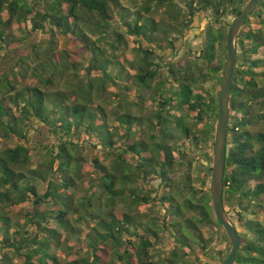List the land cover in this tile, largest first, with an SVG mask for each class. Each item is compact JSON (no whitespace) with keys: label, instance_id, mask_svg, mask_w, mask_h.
Returning <instances> with one entry per match:
<instances>
[{"label":"trees","instance_id":"16d2710c","mask_svg":"<svg viewBox=\"0 0 264 264\" xmlns=\"http://www.w3.org/2000/svg\"><path fill=\"white\" fill-rule=\"evenodd\" d=\"M153 2L154 0L144 2L145 5L142 8L146 14L153 11ZM156 2L157 7H164L165 11L167 10L165 13L173 17L174 20L182 18L181 29H179L181 34L191 25L198 12L211 10V14L215 15L213 17L214 24L207 26L204 45L195 60L201 62V66L199 65L201 71L208 69L219 79V84H221L226 58L228 25L224 27L215 23L220 22V19L226 16L229 10L234 16H237L248 0H185L184 7L174 0H156ZM119 6L118 0H0V51L3 44H7L6 47L9 45V36L5 35V30L10 29L14 23L26 24L30 22L32 31L44 30L46 25L49 32L74 35L86 48L89 43L92 47H97L94 43L97 42L101 45L102 55L106 57V60L100 63L96 58V53L90 51L88 65L85 69L84 77L88 78L90 82L91 79L98 81V87L95 83H88L89 89L83 93L81 84L82 89L76 86L77 93L75 95L63 92L62 98L56 101L50 98L53 92L47 94V91L35 86L21 87L26 90L17 89L20 78H25L30 69L33 76L42 77L45 84L54 82L52 66L55 62L60 63L62 59L65 61V57L62 55L63 53L54 54L53 42H50L51 46L47 48L39 44H30L33 51L37 50V53L34 52L35 63L30 69L27 65L23 68L24 63L21 62L19 73L18 71L14 73V69L8 72L0 70V137L15 136L20 141L26 142L28 130H24L23 123L34 116L50 128L52 137H55L57 142L56 146L51 149H55L51 158L43 160L34 169L29 167L31 153L30 148L26 145L17 144L15 147L0 150V209L4 211L3 214L0 213V252L8 249L13 256L19 257L21 254V264H115V260L124 264H158L166 262L167 258L169 264H186L189 262L188 258L193 255L191 252L193 245L203 249L207 246V243L202 244L204 238L201 228L203 226L220 227L215 220L209 190L198 193L191 185H188L189 179L182 178L181 187L188 189L189 193L183 201H178L177 196L171 192L162 196L165 202L163 206L166 208L168 205V215L177 217L172 226L175 228L176 234H181L177 241L182 245V250L176 249L171 256L155 260L150 250L156 244V234L147 237L145 234L138 235L134 231L136 227L131 216L132 209L142 202L153 200V198L149 194L139 196L138 188L133 183H136L144 173L143 179L156 176L165 184L164 186L171 189L175 186V193L180 192V185L173 184L175 182L172 176L175 162L173 152H176L179 158L182 156L183 160H187V155L184 152V149H187V141L198 145L199 143L206 144L209 138H214L211 133L215 131V128L207 122V119L217 116L218 104L217 98L209 99V96L205 97L201 93H194L193 87L196 79H194V73L190 66L178 67V65L167 61L166 56L156 53V48L159 52L166 48H164V44L151 42V35L153 36L156 31L153 18L151 28H148L149 23L142 17L143 14L137 18L135 16L134 26L127 23L130 22L127 19L124 24L121 22L117 25L116 14ZM123 9L127 10L125 7ZM252 18H256L255 25H250L251 30L244 34V39L239 40L242 62L246 64L244 69L235 70L234 82L231 87L229 108L235 115L232 124H229V130L232 132L233 146L228 150L225 161L227 175L224 176L223 187H227L226 198H229L231 203L238 205L236 214L244 227L242 238L247 244L238 253H241L242 250H252L264 256V225L258 219L259 213H262L264 207V113L263 109L254 113L253 106L255 104H252V101H258L259 105L264 106V89L258 86L259 73L255 71L256 68H264V0H259L257 9L244 24L249 23ZM83 24H87L86 30H83ZM78 25H81L80 28ZM122 28L128 35L144 36L148 40L147 45H139L135 50L136 60L131 63L134 73L131 75L125 71L118 53H116L121 46L125 45V34L118 31ZM169 42L171 47L173 41ZM261 48L263 57L252 59L251 56L259 53ZM220 49L224 51L222 59L218 53ZM159 60L163 64L167 61V78L172 79V84L178 85V89L175 90L177 92L173 91L169 84L167 97L163 98L161 95L160 99L154 98L155 100L151 102H154L156 107L149 119L150 124L152 123L150 145L142 140L129 143L133 136L130 127L132 121L128 112H125V107H122L127 98L124 97L116 104L117 110L114 112L117 125L113 127L105 124L103 107L96 103L99 100L103 102V96L106 93L109 94V85L117 88L118 93L114 92V96L123 93L124 87L120 85L123 78L129 86L132 77L136 87L132 86L137 92L143 89L149 80L153 81L157 74H160ZM112 63L118 64L121 68L119 70L118 67L117 74ZM68 64L70 66L65 69H75L73 63ZM22 70H24V76L20 73ZM262 74L264 75V73ZM237 81L243 82L242 88L237 85ZM85 85L87 86V84ZM66 97H69V100ZM174 98L176 99L174 100ZM170 104L174 105L175 109L181 110V118L176 124L184 138L180 144L182 145L180 150H171L170 147L161 146L158 137V134L160 137L161 134L166 137L165 130L167 128L164 125L167 123V119L164 117V113H168L165 108ZM17 110L18 114L16 115L14 113ZM239 113L241 117L236 115ZM188 115H193L195 122L202 126L200 132L191 130L185 121ZM98 118L102 123L97 122ZM118 119L121 123L118 122ZM260 119L262 132L254 133L252 131L255 137H251L252 132L247 126L256 124ZM136 122L137 132L141 134L145 123H141V119H136ZM157 127L160 129L158 130ZM81 131L88 137L94 136L102 145V152H105L108 157L113 156L111 165L107 167L94 159L93 171L98 173L99 186L110 209L105 213L100 210L101 207L97 202L99 211L95 215L89 213L90 208L82 214L83 208L92 206L91 196L76 198L73 193L77 181L84 173V158L76 156L77 150L82 149L83 146L80 141L73 139L75 135L79 137ZM119 133H121V141L117 142L115 134ZM115 143L118 144V147ZM144 153H148L149 156H144ZM114 154L118 155V160L121 161L120 166H117ZM126 155H129V159ZM204 155L206 161L211 163L213 156L210 157L208 152ZM126 164L129 165L130 174L133 173L132 177L130 175L126 180V182L131 181L130 185L128 184L129 188L126 187L127 183L124 181H121L122 185L119 186L116 179V173L119 177L128 178ZM25 169L29 173L27 179L23 173ZM39 180L46 182V190L43 193L37 191L36 183ZM125 188L128 189L125 195L135 205L129 209L127 206L129 201H125L122 207L127 212L118 218L112 209L118 200H121ZM24 202L30 203L31 209L26 212L22 227L14 224V230L9 233V217L5 210ZM184 211L190 212V215L187 216ZM70 215L73 219H69ZM247 215L250 217L247 218ZM89 218L94 220L93 225L88 227L89 230L85 236L86 252L89 255L87 254L85 258L81 257L61 263L52 249H63L64 247L68 252H72L74 246L67 245V241L61 239L60 231H72L73 223L87 222ZM165 220L167 222L169 219ZM135 236L138 239L133 243L129 237ZM252 236L254 240L250 239ZM126 237L129 238L127 242L131 244L129 247L125 245ZM103 245L107 246L114 256L110 262L100 259L101 255L99 254L105 252V249L102 248ZM185 248L191 251H186ZM0 254L2 255V253ZM12 255L4 253L0 258V264H18L11 261ZM237 262L239 264L249 262L256 264L260 260L238 255Z\"/></svg>","mask_w":264,"mask_h":264},{"label":"rangeland","instance_id":"374dc122","mask_svg":"<svg viewBox=\"0 0 264 264\" xmlns=\"http://www.w3.org/2000/svg\"><path fill=\"white\" fill-rule=\"evenodd\" d=\"M119 1V10L116 16L117 25H119L121 22L124 24L126 19L131 23L132 26H134L135 23V16H141L148 21V28H151V24L153 20L155 21V34L151 35V42L154 41V43H160L164 44V48L166 50L158 51L156 48V53L160 56H167V61H171L174 64L177 63L178 67H184V66H190L192 72L194 73V79H196L194 84V93H201L205 97L209 96L210 98H217L218 97V91L220 88L219 79L215 77L212 72L208 71V69H203L202 71L199 69V65L201 66V62H197L196 57L199 55V51L202 47L203 43V35H205V28L207 29V26L210 24H214V18L215 15L211 14V10L206 11H200L196 14V16L193 19V22L191 25L187 28V30L184 31L183 34L180 33L181 27V21L182 18L179 17L178 20H174L173 17L165 13L164 7H157V2L154 0L152 3V7H154L150 14H146L143 10V6L145 5V1L147 0H118ZM177 4H179L181 7H184L185 0H174ZM126 8L127 10L123 9ZM137 9V11H136ZM136 11V13H134ZM143 11V12H141ZM146 15V17H145ZM153 18V20H152ZM234 16H223L220 20V22L215 23L216 25H223L224 27L229 23L232 22ZM255 19L252 18L249 23L243 24L241 29L238 32V35L236 37V52H237V63L236 68L237 69H244L245 64L242 62V55H241V47H240V39H244V34L249 32L251 30L250 25H255ZM82 24V23H80ZM84 29H87V24H83ZM81 26V25H80ZM78 25V27L80 28ZM90 26V24H89ZM224 29V28H223ZM125 34V45L121 46L119 50H117V55L119 56L125 71H127L130 75L134 73V68L131 66L132 61L136 60L135 54H136V48L140 45H147V38L144 36L142 37H136L132 35H128L124 28L118 30ZM80 32V30H79ZM5 35L9 36V45L6 47L7 44H3V48L0 51V70L3 71H9L11 69H14V73L18 71L19 73V66H21L22 63H24V67L29 66L30 69L33 64L35 63V55L34 52L37 53V50L33 51V48L30 44H39L43 45V47H50L51 43L53 42L54 45V54L63 53L62 55L65 57V61L55 62V64L52 66L54 70L53 75V83L52 84H45L44 79L39 76H33L31 73V69L28 70L26 77L20 78L19 84H17V89H23L26 90V88H21L25 86H35L37 88H40L42 90L47 91V94H50V92H53L52 96L50 98L56 100L61 99V94L63 92L65 93H71L72 95H75L77 91H75L76 86L77 88L82 89L83 85V93H85L89 89L88 83H95V85L98 87L99 82L98 81H92L90 82L88 78L85 76V69L88 65L89 57H90V51L96 53V58L98 61L104 62L106 60V57L102 55L100 49L101 45L97 42L95 43V46L92 47L90 43L86 46H84L78 38H76L72 34H60L58 32H49L48 26H44V30H37L32 31L31 30V24L30 22H27L26 24H17L14 23L10 29L5 30ZM148 37L150 36L147 35ZM94 38L95 36H91ZM102 40V39H100ZM173 41L172 46L170 47V42ZM170 47V48H169ZM168 48V49H167ZM89 49V50H88ZM109 51V49H107ZM220 53L219 56H224L223 49L218 52ZM226 54V53H225ZM21 57V58H20ZM262 48L259 50V53L256 55H252V59L262 58ZM21 59V60H20ZM195 61V63H193ZM22 62V63H21ZM68 63H73L75 66V69H65L66 67H69L70 65ZM159 63L162 65V63L159 60ZM115 73L117 74V70L119 65L112 63ZM65 69V70H63ZM185 69V68H184ZM182 69V70H184ZM119 70L121 68L119 67ZM256 73H259L257 78V84L259 87L264 89V68H256ZM38 72V71H37ZM47 72V71H46ZM21 75L24 76V70L20 71ZM39 73V72H38ZM159 75L155 77V79L149 80L148 83L143 86V89H140V91L137 92L135 88H133L132 85L136 87V83L134 79L131 77L130 85L128 86L127 81H124L125 79H121V87H124L123 93H120L119 96H114L113 93L118 91L117 88H114L112 86H108V92L109 94H105L103 96V102L99 100L96 104H99V106L103 107V113L105 116V124L109 127H113L117 125L116 115L115 112L117 110V103L121 101L124 97L127 98L126 102L123 103L122 107H125L126 111L128 112V116L131 118V130H132V139L129 140V143H132L134 141L142 140L150 145L149 138L151 136V125L149 122L150 117L152 116L154 108L156 107V104L151 103L155 99H160L161 97L166 98L167 93L169 91V84H171L172 90L175 91L178 89V85L172 84V79L167 78L168 72L165 71V69L160 68ZM205 74V75H204ZM220 76V73H219ZM108 79V78H107ZM171 80V82H170ZM234 82V79H233ZM82 84V85H81ZM87 84V86L85 85ZM79 85V86H78ZM237 85L242 88L243 82L237 81ZM98 92V90H97ZM146 92H149L146 94ZM177 92V91H175ZM80 93V91H79ZM162 95V96H161ZM161 96V97H160ZM105 97V99H104ZM72 98V96H71ZM155 98V99H154ZM177 98V97H176ZM174 98V100L176 99ZM66 99L69 100V97H66ZM172 102V101H171ZM255 104L253 106V112L255 111L260 112V110L263 109L264 113V106L258 104V101L253 102L252 104ZM173 104V103H172ZM170 104L168 107H166L167 114L164 113V117L167 119V123L164 125L166 126V137H163L161 134V137L158 134V137L160 138V145L170 147L171 150H180L182 148V145H180L183 142V135L180 132V129L178 128V125L176 127V124L181 118V110L175 109V106ZM18 114V110L14 113ZM234 112H231V109L229 108V121L230 123L234 120ZM239 117H241V114H236ZM136 119H141V123H145L143 132L141 134L137 132V122ZM119 120V119H118ZM216 120L217 116H212L211 118L207 119V122H209L214 128L216 126ZM185 121L188 123L189 127L192 131L196 132L199 130V132L202 129V126L197 124L195 122V119L193 118V115H188L185 119ZM98 123H102L101 119H97ZM120 122V120L118 121ZM121 123V122H120ZM154 123V122H153ZM232 124V123H231ZM24 130H28L27 134V141H20L15 136H11L9 138L0 137V150H3L5 148H11L15 147L17 144H24L27 147L30 148L31 153V161L30 166L31 168H36L43 160H48L52 156V152L55 149L51 150L54 146H56V140L55 137H52V133L50 132V128L46 127L42 122L37 120L34 116L30 118V120H26L23 123ZM159 130L160 127H157ZM260 129L258 125H253L251 128V131L254 133H257V131ZM122 133V130L120 131ZM215 132V131H214ZM214 132L213 134L214 137ZM115 134L116 140L121 141L120 135ZM232 132H230L231 134ZM86 133H83L81 131L79 137L77 135L74 136V141H80L83 148L80 150H77L76 156L84 158V164H83V171L82 177L80 180L77 181V184L75 185V188L73 190L74 196L76 198H82V197H89L91 196V200L93 202L92 206H88L87 208H83L81 213L83 214L85 211H88L90 208L89 213L92 215H95L99 208H97V202L99 203L100 210L102 212H108L110 211L109 207L106 203V198L104 196V193L102 192L101 187L99 186V176L98 173H95L93 171L95 164L94 159H97L99 164L104 166L111 165V161L113 160V156L108 157L105 152H102V145L98 143L96 138L94 136H86ZM94 137V138H93ZM171 137V139H170ZM214 141V138H209V141L206 144L199 143L198 145H194L190 142H186L187 149H184L185 154L187 155V160H183L182 156L179 158V155L176 152H173V157L175 159L174 162V174L172 175L175 183L179 184L180 187L182 184H180V181L182 178L189 179V184L195 189L198 193L203 191L209 190V180H210V174H211V166L212 162L208 163L206 161V157L204 153L209 154L210 157H212L213 152V145L212 142ZM143 143V142H142ZM116 147H117V143ZM231 144H229L228 147H230ZM123 145L121 144V147ZM117 166H120L121 161L118 160V155L114 154ZM144 156H149L148 153H144ZM127 159H129V155H126ZM136 161V160H135ZM210 162V161H209ZM128 163V162H127ZM129 164V163H128ZM126 164L127 170L126 173L128 178L119 177L118 173H116V179L119 186H121L122 182L127 183L126 187L129 188L128 184L131 181L126 182V180L129 179L130 174L129 172V165ZM118 169H120L118 167ZM117 169V171H118ZM24 175H26V179L28 178L27 175L29 174L27 172V169L23 171ZM132 177V175L130 176ZM149 179V178H148ZM27 181V180H25ZM28 183V181H27ZM163 183V182H162ZM160 184V179L150 180L149 184L150 187L156 188L158 190H162V194L165 193V195L169 192L174 193V195L177 196L178 201H183L188 195V189H185L181 187L180 192L175 193V186L173 189L170 187H164ZM204 183V184H203ZM164 184V183H163ZM37 185V191L39 193H43L46 190V182L38 181L36 183ZM130 185V184H129ZM165 185V184H164ZM171 189V191H170ZM128 189L123 190V194L121 196L120 203H116L114 208L112 209V212L118 217L121 218L123 214L127 212L126 209H124L122 204H124L125 201H129L127 204L128 208L131 209V206H134L132 201L127 198ZM92 193V195H90ZM89 195V196H88ZM86 200V198H85ZM87 201V200H86ZM95 203V204H94ZM127 208V209H128ZM133 208V207H132ZM165 206L163 205H152L151 207H137L135 206L132 209L131 215H142V219H147L146 217L152 215H168L169 212L164 213ZM239 208V207H238ZM31 204L24 202L17 204L15 206L9 207L6 211V215L9 217V233H11L14 230V224H17L20 228L22 227V223L24 221V217L26 212L30 211ZM128 209V210H129ZM4 211L0 209V213L3 214ZM93 212V213H92ZM234 210L231 211L230 215L233 214ZM186 211H184V214ZM187 216L190 215V212L186 213ZM229 215V216H230ZM247 218L250 217L249 215L246 216ZM255 217V216H254ZM138 218V217H137ZM69 219H73L71 215L69 216ZM140 219V218H138ZM246 219V218H243ZM260 221H262L264 225V207L262 210V213H259ZM136 221V219H133ZM175 219H169L168 221H171V223L174 222ZM132 221V220H131ZM143 223V221L141 220ZM94 223V220L92 218H89L87 222L83 221L82 223H73L74 227L72 231L69 230H61V239H65L67 241V245L74 246L73 251L68 252L64 247L63 249H52V252H54L61 263H64V261L69 260H75L80 259L81 257L85 258L87 256V249H86V240L85 236L88 233L89 226H92ZM20 224V225H19ZM241 224V223H240ZM239 230H243L244 227L241 225L237 226ZM210 227L209 226H203L201 228V232L204 236H210ZM221 232V235H223L222 230L219 227H216ZM173 231L175 233L174 228L170 229L169 232ZM167 233V232H166ZM1 238V235H0ZM127 238V237H126ZM131 239V237H129ZM125 242L126 246H130L127 241ZM133 242V240L131 239ZM172 241L171 237L170 240L168 237H162L161 242L165 245V253L168 252V249L170 248V242ZM224 240H221L219 243H216L215 245V251L220 249V251L223 253L224 250ZM102 248L105 249V252H101L99 255H101V258L105 262H110L111 259L114 258V256L111 254V250L103 245ZM197 246L193 245V249L195 250ZM0 253V258L3 256L4 253H8V255H12L10 250L5 249L2 250ZM163 253V254H165ZM21 256V254H19ZM89 255V254H88ZM13 256L11 257V261L13 263H22V258ZM155 260L165 259V256H160V253H155ZM112 257V258H111ZM188 263L186 264H195L192 261V258H188ZM115 264H124L120 261L114 262ZM158 264H167V263H158Z\"/></svg>","mask_w":264,"mask_h":264},{"label":"flooded vegetation","instance_id":"af4514ba","mask_svg":"<svg viewBox=\"0 0 264 264\" xmlns=\"http://www.w3.org/2000/svg\"><path fill=\"white\" fill-rule=\"evenodd\" d=\"M247 4V3H246ZM245 4V5H246ZM245 5L243 6V8L245 7ZM234 16L232 13H231V10H229L226 14V16ZM236 16H234L235 18ZM233 18V20H234ZM221 20V19H220ZM232 20V21H233ZM231 24V23H230ZM229 23L227 24L228 27H227V31H228V28H229ZM241 29V28H240ZM227 31H226V35H227ZM206 32V28H205V31ZM204 38H205V35H203V43H202V46L204 45ZM167 57V56H166ZM170 63H173L170 61ZM174 64V63H173ZM176 65H178L177 63H175ZM162 68L165 69V71L168 72V67H167V61H165V64L162 63ZM155 121V120H154ZM261 119L259 120V122L256 123V125H258L260 127V129L257 131V133H261L262 132V125H261ZM156 123V121H155ZM229 124H230V121H229ZM253 125L255 124H250L249 126H247L250 130L251 128L253 127ZM230 125L228 126V134H227V146L230 145V147L227 148V153H228V150L233 146V136L230 134ZM252 132V131H251ZM251 137H255L253 132L251 133ZM118 147V146H117ZM227 175V171L225 169V174L224 176ZM142 177L141 178H138L136 183H133L134 186H136L138 188V194L139 196H146V195H150L153 200L149 201V202H142L140 205H138L137 207H151L152 205H165V202L163 201L162 199V196L165 194H162V190H158L156 188H151L150 187V184H149V181L150 180H156V179H159L157 178L156 176H150L146 179H143L145 177V174L142 173L141 175ZM162 183V181L160 180V184ZM162 185L164 186V184L162 183ZM166 187V186H164ZM226 189L227 187H224V207H225V213L227 214V216L230 218V221L232 223H234L236 225V227L238 225H241L240 224V221L238 220V216L236 214V210H237V204L235 203H231V200L228 198H226ZM118 203H120V201L118 200ZM234 210L233 214L234 215H230L231 211ZM164 213H167L168 212V205L166 206V208H164ZM230 215V216H229ZM132 216V219H136V221H134V225L136 227V229L134 230L138 235H142V234H145L147 237H151L154 233L156 234L155 237H157V241H156V244L154 245V247L150 250L151 254H155V253H160V256H171V254L177 249H180V251L182 250V245L180 243H178V236H180L181 234L179 233H174L173 231L169 232L170 229L174 228L172 225L175 223H171V221H167L165 219H177V217L173 216V215H157V216H148L146 217L147 219H142V215H131ZM140 219H138V218ZM141 220L143 221V223L141 222ZM216 220V219H215ZM221 230H222V233L223 235H221V232L219 231V229H217L216 227L212 226L210 227V236H204L203 235V242L202 244L204 243H207L206 245V248H201L200 246H197V248L194 250V249H191L189 250L188 248H185L186 251H191L193 253V255L191 256L192 258V261L191 262H194L195 264H222L224 259L226 258V256L228 255L229 251H230V247H231V242H230V239L225 231V229L220 225L219 227ZM238 228V227H237ZM175 230V228H174ZM239 230V229H238ZM167 232V233H166ZM244 233V229L243 230H239V235H240V239H241V246L239 248L242 249L243 246H246V241L244 240L243 241V238H242V234ZM162 237H168L169 240H170V237L172 239V241L170 242V248L168 249V252L165 253L166 249H165V245L162 244L161 242V238ZM133 240V243L134 242H137V239L138 237H133L131 238ZM251 240H254V237H250ZM221 240H224V243H225V247H224V252L222 253L219 249L215 251V245L216 243H219ZM238 250V252H239ZM236 253V256H235V262L234 264H239L237 262V258H238V255L239 256H244L246 258H257L260 260V262H257L256 264H264V256L261 254V253H258V252H253L252 250L251 251H247V250H242V254L241 253ZM165 253V254H163ZM154 259H155V256H154ZM163 263V262H162ZM164 263H167L169 264L168 262V258L166 260V262ZM177 264H180V263H177ZM246 264H252V262H249V263H246Z\"/></svg>","mask_w":264,"mask_h":264},{"label":"water","instance_id":"95a60500","mask_svg":"<svg viewBox=\"0 0 264 264\" xmlns=\"http://www.w3.org/2000/svg\"><path fill=\"white\" fill-rule=\"evenodd\" d=\"M258 3L259 0H248L245 7L229 25L226 37L225 64L217 97L218 113L214 133L211 174L208 186L215 219L217 223L225 229L231 242L230 251L222 264H234L236 253L241 246L239 230L225 213L223 187L225 161L227 157L229 101L237 63L235 42L240 28L255 12Z\"/></svg>","mask_w":264,"mask_h":264}]
</instances>
